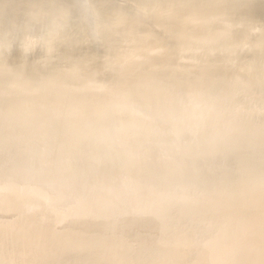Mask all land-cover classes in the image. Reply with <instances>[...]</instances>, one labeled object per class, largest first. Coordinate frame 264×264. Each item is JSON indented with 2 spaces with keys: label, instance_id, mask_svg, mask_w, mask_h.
Returning a JSON list of instances; mask_svg holds the SVG:
<instances>
[{
  "label": "bare ground",
  "instance_id": "6f19581e",
  "mask_svg": "<svg viewBox=\"0 0 264 264\" xmlns=\"http://www.w3.org/2000/svg\"><path fill=\"white\" fill-rule=\"evenodd\" d=\"M228 9L229 16L222 18L221 15ZM222 22H229V29L221 30L219 26ZM2 23L0 98L6 91L5 86H2L3 83L12 78L15 82H25L24 86L14 87L15 92L43 91L47 96L42 102L43 105L40 106L50 107L59 93L54 86L62 82H70L71 87H78V91L72 93L70 97L77 99L79 106L85 98L88 102L92 100L93 103H90L93 109L89 112L93 114L90 118L80 119L86 111L82 110L84 106L81 108L78 106L75 118H67V121L59 119L57 125L83 128H80L76 135L62 134L50 142L47 139L43 140V137H36L39 130L27 136L21 133L9 136L4 134V131L1 132L3 129L1 127H4V130L5 127L11 130L12 124L18 123L15 120L16 116H12L13 118L9 116L11 112L18 109L21 102L13 103L4 112L0 111V179L22 182L21 185L0 184V213L5 210H11L12 213V221L10 220L12 223L9 221L7 224L10 230H6V240L10 241L13 237V242L6 245L8 249L0 253V261L19 257L21 260L22 256L28 258L32 255L49 254L46 246L48 243H45L46 240L43 238L50 235L53 230L55 231L57 224L65 223L70 216L69 225L80 234L93 229L91 234L95 237L94 240H98L99 235L104 237L106 233H115L117 235L115 237L120 241L131 240L135 245L134 250L127 249L128 251L121 254H124L123 259L135 257L134 264H264V252L261 253L264 249V236L259 235L256 229L259 224L264 229V176L258 180L261 188L253 194V197L260 202L257 204L260 210L256 211L253 207L249 209V205L252 204L242 198L240 191H242L243 178L251 172L260 170L254 167L251 172L241 170V172H235L236 169H234L236 166L241 168L250 160L249 156L241 159L242 155H240L241 151L243 153V150H248L240 146L249 139L250 135L254 138L249 140V144L260 145L261 149H264V69L254 73L255 68L252 67L253 70L248 71L245 70L247 66L242 65L245 68L241 67V70L238 68L239 71L235 72L227 67L225 68L226 77L222 79L214 76L213 71L216 70L214 68H212L213 71L203 69L197 74L193 72L196 75H191L193 79L188 76L189 79L181 80L187 74L185 76L183 74L182 78L176 75L175 79L170 74L175 80L178 78V81H172L179 85L183 84V91L187 88L186 95L183 96L170 95L173 91L170 87L174 85L168 81L172 78L169 74L163 80L157 78L161 81L156 79L157 81L154 82L159 83L157 85L159 89L153 97L146 99L145 105H150L153 109L165 107L158 117L162 118L161 121L168 116L171 119L166 124L167 128L158 126L160 130L163 129L162 132L168 129L169 133L160 135L161 132L156 135L157 131H153L149 134H139L135 131L136 128L149 125L150 130H154L152 126L159 123L160 119L157 117L159 121L145 120L144 107L136 109L137 107L132 108V105L128 106L124 95L129 93L133 95L137 87L125 93L124 86L142 82V86L137 90L140 96L144 95L146 90L143 89L144 86L149 77H153L152 75L156 72L149 68L154 55L150 59L147 58L145 63L142 62L144 64H141V67H145L142 70L144 74H137L133 73L134 70H129V67L131 63L140 64L139 57L124 51L119 55L120 57L116 54H119V48L130 50L139 45L151 46L154 43L157 45L156 42L162 40L160 39L162 34L169 37L174 33L177 52L187 46L194 49L192 45L196 44L203 46L209 44V48L219 50L229 46V52L232 53L229 55L230 62L235 53L248 46L250 49L246 51L248 54L251 53L255 60L262 58L264 56V0H0V27ZM6 23H9L10 27H6ZM41 24L46 25L42 27ZM24 40L57 42L55 49L60 50V55L62 54L66 62L64 66L68 64V69L65 68L67 70L50 77L48 74L44 76L36 73L35 70L38 68L36 60H25L26 62L22 61L20 64V61H17L18 64L9 62L10 58L19 55L18 53H25L33 48L32 43L28 46L20 45ZM156 45L153 46L157 47ZM170 46L166 45L167 48L163 46L167 50L161 47L164 50L163 54L168 52ZM46 48H49L47 44L42 49L46 50ZM101 51L104 56L110 57L107 60H110L113 55L111 63L122 67L120 73L118 72L122 78L118 77L116 81L115 77L114 80H110L111 76H109L110 78H107L109 84L107 81V83L102 82L109 73L106 71L107 76L103 73V69L108 66L107 64L104 68L101 66L104 64L101 63L102 55L100 59L97 57V61L94 58L95 53L99 56ZM142 52L144 53L145 50L143 49ZM173 52L176 53V51ZM175 53L173 55H176ZM171 57L173 56L169 53L165 60L164 57L161 58L164 61L159 67L166 68V65L172 63ZM91 58L95 59L96 64L92 63L94 61H91ZM251 58L249 57L248 60ZM89 62L95 66V69L90 67ZM61 64H59L60 68L61 66L63 68ZM172 65L176 67L175 63ZM99 67L103 69L94 72ZM157 67L155 68L158 70L159 67ZM193 68L197 67L194 65ZM177 69H170L174 70L171 73L178 74L179 69L177 73L175 71ZM26 70L34 72L27 74L24 73ZM139 72H141L140 69ZM183 72L182 70L181 73ZM41 79L48 83L43 85L46 89L37 84ZM133 86L135 87L136 84ZM99 88L101 91L104 90L105 96H108V102H98L101 100H95V96H88ZM238 88L247 94L252 93L244 99L246 112L241 116L238 114L239 117L237 115L239 105H242V111L245 104H240L242 101L236 92ZM61 93L63 91L59 94ZM84 105L88 107L87 103ZM113 105L118 106L119 109L115 110ZM123 107L129 112V116L125 110H122ZM30 108L34 109L33 106ZM29 110V108H21L20 114L17 115L30 116ZM89 112L87 111L86 114ZM225 112L229 114L223 115ZM61 113L62 111L59 110L56 115L61 116ZM192 113L202 116L195 133L191 130L190 121L182 125L176 123V117ZM31 119L32 121L23 131L29 133L31 131L29 126L40 127L44 123L42 122L44 118ZM209 124L215 126L229 124L239 131L235 133L236 138L216 140L221 143L220 146L223 145V149L219 150L216 147L217 149H207L208 151L200 153L190 144H186L193 141V143H201L198 141L202 140L204 127ZM51 125L54 126V123ZM111 127L116 133L109 132ZM40 140L44 144L38 145L37 148ZM73 144L77 145L75 151L68 149V146ZM80 144L96 148L85 153L84 150L78 149ZM249 151L250 153H247L249 155L255 153L252 150L246 152ZM135 170L144 172L141 179L135 180L129 177ZM150 174L152 178L157 177V181L154 185L148 186L144 179L151 176ZM64 190H71L69 194L73 199H69V194L68 198L64 194L61 195V191ZM71 192L75 195L71 196ZM159 194L167 196L163 207H159L155 201ZM202 216L207 218L205 225L199 222ZM18 218L20 221H17ZM152 221L153 224H151ZM241 221L244 222L242 227L239 224ZM42 222L41 228H44H40L38 233L39 240H45L43 244L40 240L37 246L36 241L37 247L34 248L33 245V249L24 250V254L22 251H10L11 247H23L20 243L22 240L20 230L33 228L32 225H39ZM136 224L140 227L152 226L153 229L142 237L133 232ZM232 231L238 232L233 234ZM36 238L33 237V239ZM255 246L258 248L256 249ZM61 248L63 250L66 247ZM65 251L60 253L66 255ZM71 251L68 252L72 254ZM102 254L98 252L95 259L99 260ZM61 259L64 258L61 256L59 260Z\"/></svg>",
  "mask_w": 264,
  "mask_h": 264
},
{
  "label": "rangeland",
  "instance_id": "374dc122",
  "mask_svg": "<svg viewBox=\"0 0 264 264\" xmlns=\"http://www.w3.org/2000/svg\"><path fill=\"white\" fill-rule=\"evenodd\" d=\"M132 7H134V6H132ZM229 16V9L228 10H226L222 15H221V17L222 18H226V17H228ZM47 24V23H46ZM45 24V25H46ZM43 24H41V26H42ZM44 25V26H45ZM2 26H3V23H2V25H1V27H0V29H2ZM10 27V24L9 23H6V27ZM44 26H42V27H44ZM220 27V29L221 30H226V29H229V22H222L221 23V25L219 26ZM223 31V32H224ZM222 32V31H221ZM222 32V33H223ZM173 35V36H172ZM171 36H169L168 37V35H166V34H162L161 36V38L160 39H162V40H165V39H169V40H165L164 42L162 41V40H159L158 42H156L157 43V45L154 43L153 45H156L157 47H155V46H153L152 44H151V46L150 45H144V46H142V45H139V47L138 46H136L134 49H122L121 48V50H120V48H119V54L118 53H116L117 54V56H119L123 51L124 52H128V53H130V54H132L133 55V53H134V56H137V57H139L138 58V60H139V63L140 64H138L137 62L136 63H131L130 64V67H129V70H134L133 71V73L135 72V73H143V71L142 70H144L145 69V67H141L144 63H145V61H147L148 59H150V58H152V56H153V60H151V62H150V65L151 66H149V68L150 69H154V70H156V72L152 75L153 77H149L150 79H148V77H147V79H148V81H147V83H146V86H144V95L142 96H140L139 95V92H138V88L140 87V86H142L141 84H142V82H135V83H133V84H131L130 86H128V84H126L125 86L127 87H125L124 85V91H125V93H126V91H129V90H131V89H134L135 90V88L137 87V89H136V92H134L133 93V95H132V93H129L128 95H124V97H125V103L128 105V106H130V105H132L131 107L132 108H136V109H138L139 107L141 108V107H144V109H146V115L145 116H143V118L146 120H156V121H159L158 120V116L160 115V113L162 112L163 113V111H164V106H160V107H157V108H155V109H153L150 105H145V103H146V99L148 100V99H150L151 97H153L155 94H156V92L158 91V84L156 83V82H154L157 78H160L161 80H163V79H165L166 77H167V74H171V75H173V77L175 78V77H177V76H179V78H182L183 76V74H184V76L187 74V76H185V77H183L181 80H183V79H189L190 77V79H193V77L192 76H196V75H194L193 74V72H196V74H197V72H199V71H201V70H203V69H207V70H212V68H214V69H216V70H212L213 72H214V76L215 77H217L218 79H222L223 77H226V72H225V68H227V67H229L231 70H233V71H239V70H241V67H243V66H247L246 68L245 67H243V68H245V70L247 69L248 71H249V69H251V70H253V68H255L254 69V73L255 72H260V71H262L263 69H264V56L262 57V58H257L256 60L254 59V57L252 56V54L251 53H247L248 52V49H249V47L247 46V47H245V48H243L242 50H239L238 51V53H235V55H234V58H232V60H230V62H229V55L230 54H232V53H230L229 51H230V48H229V46H226V48L225 49H222V50H219V49H215V48H209V44H207V45H205V46H203V45H198V44H196L195 46L194 45H192L193 47H194V49H191V46H187V47H185V48H183V49H180L179 50V52H177V46H176V37H174V33L172 34ZM170 40H171V42H170ZM168 42H170V44L168 43ZM32 43V44H31ZM158 43H160V44H158ZM32 45V49H30V50H28V52H25V53H23V52H20V53H18L19 55H17V56H15V57H12V58H10L11 59V61H9V62H11L12 63V61H13V64L15 63V64H18V62H19V64L22 62V61H24V62H26V61H28V60H36L35 62L37 63V67L38 68H36V73H38V74H42V75H50V77H52L53 75H57V73L59 72V73H61L60 71H64V70H67L68 68H67V65L66 66H64L65 64H66V62H65V59H63V57H62V54L60 55V50H58L57 48L55 49V47L58 45L57 44V42H48V43H46L45 41H41V40H33L32 42H28L27 40H24V41H21V43H20V45H26V46H28V45ZM46 44H47V46H49V48H46V50L44 51L42 48L44 47V46H46ZM166 45L167 46H169V45H171L170 47H168V52H165L166 53V56H164L165 55V53L163 54V51L164 50H162V48L163 49H165V50H167L166 48ZM142 46V47H141ZM145 46H147V47H145ZM152 48V49H150V47ZM166 47V48H164V47ZM138 47V49H136ZM162 47V48H161ZM38 48V49H37ZM145 48H147V50H151V51H147ZM158 48H161L160 50H162V51H160ZM37 49V50H36ZM48 49V50H47ZM143 49L145 50V52H146V54H145V52L143 53L142 51H143ZM158 51H157V50ZM36 50V51H35ZM41 50H43V51H41ZM57 50H58V52H57ZM140 50H141V52H140ZM152 50H153V54H152ZM156 50V51H155ZM250 50V49H249ZM37 51H39V52H37ZM54 51V52H53ZM154 51L156 52L155 54H154ZM173 51H176V53L175 52H173ZM181 51V52H180ZM247 51V52H246ZM132 52V53H131ZM137 52V53H136ZM139 52V53H138ZM38 53V54H37ZM40 53V54H39ZM65 53H67V52H65ZM101 53H103L102 51L99 53V56H98V53H95V55H94V58L96 59V61H97V57L99 58L101 55H102V57L103 58H101V60L103 59V61L101 62V60H100V62L101 63H104V64H101L99 61V64H101V66L104 68V65H106L107 64V66H108V68L107 67H105L104 69H103V73L105 74V76H107V74H106V71L109 73V75L106 77V79L105 80H102V82H105V83H107L108 82V77L109 76H111V78H113V79H111L110 77V80H114V77L116 78L115 80L117 81L118 79V77H121L120 76V71H121V66L119 67L118 66V64H113L112 65V56H111V59L110 60H107V58H110V57H107V56H104V53L103 54H101ZM146 56H144L143 54ZM149 53H151V55L149 54ZM169 53H171L172 54V56L173 57H171L172 58V63L170 62V64L167 66L166 64V68L168 67V69H166L165 67H163V68H161L162 66H160L159 67V65L167 58V55L169 54ZM173 53H175L176 55H173ZM25 54H27V55H25ZM35 54V55H34ZM136 54H138V55H136ZM147 54H148V56H147ZM156 54H160V55H156ZM161 54H163V55H161ZM38 55V56H37ZM55 55V56H54ZM139 55H141V57L139 56ZM143 55V56H142ZM34 56V57H33ZM44 56V57H43ZM60 56V57H59ZM159 56V57H158ZM162 56V57H161ZM219 56V57H218ZM23 57V58H22ZM30 57H33V58H30ZM53 57V58H52ZM115 57V56H114ZM113 57V58H114ZM120 57V56H119ZM143 57V58H142ZM163 58L164 60L162 61L161 60V58ZM176 57V58H175ZM247 57V58H246ZM249 57H252L251 59H253V60H251V59H249L248 60V58ZM92 59L91 58V61H94L95 59ZM105 58V59H104ZM148 58V59H147ZM154 58H156V59H154ZM182 58H183V60H182ZM185 58H187V59H185ZM202 58V59H201ZM205 58V59H204ZM245 58V59H244ZM16 60V61H14V60ZM100 59V58H99ZM98 59V60H99ZM261 59V60H260ZM26 60V61H25ZM42 60V61H41ZM105 60V61H104ZM140 60H141V62H140ZM144 60V61H143ZM159 60H161V61H159ZM202 60V61H201ZM210 60H211V62H210ZM258 60V62H254V61H257ZM18 61V62H17ZM54 61V62H53ZM110 61V62H109ZM152 61H155V62H152ZM65 62V63H64ZM77 62V61H76ZM95 62V61H94ZM94 62H92L93 64H96V62L94 63ZM142 62H144V63H142ZM159 62V63H158ZM178 62V63H177ZM213 62H215V63H213ZM260 62V63H259ZM62 63V64H61ZM78 63V62H77ZM111 63V64H110ZM153 63H155L154 65H153ZM176 64V67L174 66V65H172V64ZM209 63V64H208ZM219 63V64H218ZM220 63H222V64H220ZM59 64H61V65H63V68H62V66H61V68H60V65ZM89 64H90V62H89ZM93 64H90V67H94V69H95V66L93 65ZM109 64H110V66H109ZM142 64V65H141ZM163 64V63H162ZM197 64V65H196ZM199 64V65H198ZM230 64V65H229ZM111 65H112V67H113V69H111L112 67H111ZM164 65V66H165ZM178 65H179V67H178ZM194 65L197 67L196 69L195 68H193L194 67ZM219 65V66H218ZM243 65V66H242ZM256 65V66H255ZM137 66V67H136ZM141 68H140V67ZM153 66V67H152ZM156 66H158L159 67V69L157 70L155 67ZM170 66H172L171 68H170ZM174 66V67H173ZM191 68H190V67ZM193 66V67H192ZM215 66V67H214ZM238 66H240V67H238ZM259 66H260V68H259ZM262 66V67H261ZM55 67V68H54ZM119 67V68H118ZM133 67V68H132ZM157 67V68H158ZM217 67V68H216ZM220 67H222V68H220ZM253 67V68H252ZM60 68V69H59ZM65 68H67V69H65ZM101 68L99 67V68H96V70L94 71V69H93V71L94 72H96V71H98L99 72V70H101ZM110 68V69H109ZM135 68V69H134ZM144 68V69H143ZM148 68V67H147ZM148 68V69H149ZM160 68L162 69V70H160ZM173 68H175V69H179V72L181 71L182 72V70L184 71L183 73H181V77H180V73L178 72V74H175V72H172L171 73V71H174V70H170V69H173ZM192 68L194 69L193 71H192ZM238 68H239V70H238ZM258 68V69H257ZM263 68V69H262ZM98 69V70H97ZM110 70V71H108V70ZM116 69V70H115ZM120 69V70H119ZM136 69H137V71H136ZM139 69H140V71L141 72H139ZM165 69V70H164ZM178 69L177 70H175L176 71V73H177V71H178ZM189 69V70H188ZM198 69V70H197ZM223 69V71H221V70ZM88 70H89V67H88ZM90 70H91V68H90ZM191 70V71H190ZM196 70V71H195ZM73 71H76V70H73ZM92 71V70H91ZM90 71V72H91ZM113 71V72H112ZM117 71V72H116ZM170 71V72H169ZM187 71H189V72H187ZM34 71H30V72H28V70H26L24 73H27V74H29V73H33ZM97 72V73H98ZM116 72V73H115ZM119 72V73H118ZM192 72V73H191ZM35 73V74H36ZM111 73V74H110ZM190 73V74H189ZM219 73V74H218ZM221 73V74H220ZM228 73V72H227ZM112 74H114V75H112ZM116 74L118 75L117 77H116ZM144 74V73H143ZM159 74V75H158ZM32 75H34V74H32ZM170 75V76H171ZM177 75V76H176ZM192 75V76H191ZM44 76L42 77V79L44 78ZM159 76V77H158ZM188 76H190V77H188ZM219 76V77H218ZM172 77V76H171ZM171 78L170 80H168L172 85H174V87L172 86V88L170 87V89H173V91L170 93V95H176V96H183V95H186V92L187 91H185L187 88H185V90L183 91V84L181 85V87H180V85L179 84H176V82H174V81H178V78H177V80H175L174 78ZM105 78V77H104ZM122 78V77H121ZM121 78H119L120 80H121ZM42 79L41 80H39V82H37V84L39 85V86H41V87H43V85L44 84H48V83H45L44 81H42ZM103 79V78H102ZM109 80V81H110ZM157 80H159V79H157ZM156 80V81H157ZM161 80H159V81H161ZM172 80H174V81H172ZM107 81V82H106ZM158 81V82H159ZM153 82V83H152ZM110 82H108L107 84H109ZM174 83V84H173ZM178 83V82H177ZM102 84V83H101ZM136 84V86L134 87L133 85H135ZM176 84V85H175ZM25 85V82H15V81H12V78L11 79H9V80H7V81H5L4 83H3V85L2 86H5V90L6 91H4V93L2 94V96H1V98H0V111H2V112H4V110H6L7 108H9V106H11V105H13V103H19V102H21V105L20 106H18V109L16 110V111H13V112H11L10 113V116H9V118H13L12 116H16L17 118L15 119L18 123H13L12 124V126L10 127L11 128V130L10 129H7L6 127H5V130H4V127H1V128H3L2 130H1V132L2 131H4L3 133L4 134H6V135H9V136H13V135H16L17 133H21L22 135H25V136H27L28 134H31V132H38L37 130H39V132H38V134H36V133H34V134H36V137L37 138H40V137H43L44 139L43 140H45V139H47L48 141H50V142H52V139H54V138H59L62 134H64V135H76V133L79 131V129L80 128H83V127H79V126H77V127H73V126H70V125H63V126H58L57 124H58V122H59V119L60 120H66L67 121V118L68 119H73V118H75V111H76V109H77V107L79 106V101L77 100V99H73V98H71L70 97V95L73 93H76L77 91H78V87H71V83L70 82H68V83H64V82H62V83H60V84H57V85H55L54 87L56 88V91H58L59 93L60 92H62L63 91V93H61V94H59V93H57L56 91V93H57V97L54 99V101H52V103L50 104V107H45V106H42V107H44V108H42L40 105H43L42 104V102H43V100H44V98L47 96L46 94H44L43 93V91L41 92V91H39V90H37V91H31V92H26V93H18L17 91L15 92V90H13V88L14 87H20V86H24ZM60 85V86H59ZM63 85V86H62ZM64 86H65V90H64ZM54 87H52L53 89H54ZM59 87V88H58ZM63 87V88H62ZM103 88H104V86H102ZM101 87V88H102ZM44 88V87H43ZM67 88V89H66ZM76 88V89H75ZM101 88H99V89H97V91L95 90L94 92H92L93 94H91L90 93V95L88 94V96L90 97V96H95V100H101V101H98V102H102V101H106V102H108L107 100H108V96H105V94H104V90L102 89V91H101ZM120 88V87H119ZM123 88V87H122ZM177 88V89H176ZM180 88H181V90H180ZM44 89H46V88H44ZM60 89V90H59ZM151 89V90H150ZM179 89V90H178ZM239 89V88H238ZM236 89V92H237V94H238V96L240 97V99H241V101L242 102H240V104H245V102H244V99L246 98V97H248V95L249 94H252V93H249V94H247L246 92H244L243 90H241V89ZM52 90V89H51ZM67 90V91H66ZM66 93H65V92ZM148 91V92H147ZM177 91V92H176ZM54 92V91H53ZM99 92V93H98ZM103 93V94H102ZM62 94H64V96L62 95ZM147 94V95H146ZM245 95V96H244ZM28 96V97H27ZM62 96V97H61ZM166 96V95H165ZM242 96V97H241ZM250 96V95H249ZM117 98H119V99H122L121 97H117ZM165 98V97H164ZM58 99V100H57ZM127 100H128V102H127ZM31 101V102H30ZM58 101V102H57ZM137 101H139V102H137ZM12 102V103H11ZM90 102H92V100L91 101H89L88 102V99L87 98H85L82 102H81V106H84V108L82 107V110L83 111H90L91 112V109H93V108H91V103ZM123 102H124V99H123ZM137 102V103H136ZM22 103H24V104H22ZM25 103H26V105H25ZM30 103V104H29ZM39 104V105H37V104ZM88 104V107H86L84 104ZM93 103V102H92ZM124 103V104H125ZM32 107L33 106V108L34 109H31L30 108V106ZM135 104V105H134ZM143 104V105H142ZM180 104V106H181V104H182V102L181 103H179ZM178 104V105H179ZM29 106V107H28ZM40 106V107H39ZM81 106H79V108H81ZM134 106V107H133ZM240 107H239V111H238V113H237V115L239 114L240 116L242 115V114H245L244 112H246V104H245V107L243 108L244 110H242L241 111V106L242 105H239ZM110 107V106H109ZM112 107H114L115 108V110H117L116 108H118L119 109V107L118 106H115V105H113ZM21 108H29L30 110H29V113H31V114H29L30 116H24V117H21V116H18L17 114H20L19 113V111L21 110ZM36 108V109H35ZM89 108V109H88ZM114 108H112L113 109V111H114ZM139 108V109H140ZM175 108H179V107H176L175 106ZM44 109H48L47 111H45ZM100 109V108H99ZM32 110V112H30ZM60 110V112L62 111V115L60 116H58V115H56V112L57 111H59ZM81 110V111H82ZM110 110V109H109ZM122 110H125L124 109V107L122 108ZM35 111V112H34ZM112 111V112H113ZM66 112V113H65ZM86 112L84 113L83 112V114L80 116V119L82 118V119H85V118H90L91 116H92V114L93 113H91L90 114V112L88 113V114H86ZM108 113H109V111H107ZM125 112L128 114V116L130 115L129 114V112L127 111V110H125ZM173 112H174V110H173ZM173 112L171 113V114H173ZM44 113H46V114H44ZM105 113V112H104ZM126 113H125V115H126ZM170 114V115H171ZM229 114V112H225V113H223V115H228ZM26 115H28V113L26 114ZM239 115H238V117H239ZM43 116V117H42ZM89 116V117H88ZM26 117V118H25ZM35 118V117H37L38 119H39V117L40 118H44L43 119V121L42 122H44L43 124H41L40 125V127H37V125H35V126H33L34 128H31V126H29V129L31 130L29 133L28 132H25V131H23L24 129L26 130V127H28V125L27 124H29V122L30 121H32V119L31 118ZM64 117H66V119H64ZM158 117V118H157ZM172 117V116H171ZM26 120H25V119ZM157 118V119H156ZM160 119V118H159ZM170 116H168V117H166L165 119H163V121H161L162 120V118L160 119V121H159V123L157 122V124H156V122L155 121H153V122H155V126H152V129H154V130H150L151 129V127H149V125H146V126H142V127H140V128H136L135 129V131H137V132H139V134H146V133H150V132H155V131H157V132H155V134L156 135H159L158 133H161L162 132V130L163 129H165V128H167L166 126H168V125H166V124H168V122L170 121ZM24 120V121H23ZM161 122V123H160ZM167 122V123H166ZM52 123H54V126H52L51 124ZM238 123V122H237ZM46 124V125H45ZM98 124H100V123H98ZM154 124V123H153ZM239 124V123H238ZM44 125V126H43ZM163 127V129L162 130H160V127ZM44 127H46V129L44 128ZM87 127V126H86ZM115 127V126H114ZM9 128V127H8ZM48 128V129H47ZM67 128V129H66ZM91 128V127H90ZM159 128V129H158ZM92 129V128H91ZM114 128H109V132H114V131H112ZM50 130V131H49ZM85 130H86V128H85ZM104 130V129H103ZM160 130V131H159ZM167 131H163L160 135H165V134H167L168 135V133H169V130L168 129H166ZM235 130V131H234ZM243 130V129H242ZM144 131V133H142ZM238 131L239 130H237V129H235L234 128V126H231V125H224V124H219V125H217V126H215V125H211V124H209V126H205L204 127V134H203V136H202V140H200V141H198V142H201V143H193V142H189V143H186V144H190V146H192L193 148H195V149H197L198 150V152H200V153H202L203 151L204 152H206V151H208L209 149H217L218 148V150L219 149H223V145L222 146H220L221 145V143L220 142H217L216 140H222V139H228L229 140V138H236L235 136H236V134L238 133ZM50 132H52V133H50ZM85 132H87V131H85ZM164 132H167V133H164ZM234 132V133H233ZM240 132H241V130H240ZM72 133V134H71ZM114 133H116V132H114ZM164 133V134H163ZM236 133V134H235ZM244 133V132H243ZM243 133H242V135H243ZM48 134H50V135H48ZM153 134V133H152ZM226 134V135H225ZM232 134V136L230 137V135ZM245 134V133H244ZM229 137H228V136ZM225 136V137H224ZM251 136L252 135H250L249 136V139L245 142V143H243L241 146H240V148L242 147H246V148H248V150H252L253 152H255V153H253V154H247V153H250V151L249 152H246V151H248V150H243V153H242V151L240 152V155H242L241 156V159H244L245 157H247V156H249V158H250V160H248L246 163L247 164H245L244 166H242L241 168H240V166H236L234 169H236L235 170V172H239L240 170L241 171H243V172H251V170L254 168V167H257V169L258 170H260V171H257V172H255V173H253V172H251L250 174H247L246 176H245V178H243V180H242V183H243V185L241 186L242 187V191H240V193L242 192V198L244 199V200H247L248 202H250V204H252V205H249V209H252V207H253V209L254 210H260V209H258L259 207L257 206V204H259L260 202H258L257 200H256V198L255 197H253V194L254 193H256L260 188H261V185H260V183L258 182V180L261 178V177H263L264 176V149H261V146L259 145V146H251L250 144H249V140H251L252 138H254V137H252L251 138ZM209 137V138H208ZM41 141V140H40ZM215 142H216V144H215ZM42 143V144H41ZM192 143V144H191ZM44 143H43V141H41L40 143H38L37 144V148H38V145H43ZM171 144V143H170ZM212 144V145H211ZM204 145V146H203ZM216 145V146H215ZM76 146L77 145H71V146H68L69 148L68 149H70L71 151H75L76 150ZM205 146H206V149H205ZM215 146V147H214ZM86 147H87V149H86ZM188 147V146H187ZM217 147V148H216ZM250 147V148H249ZM73 148H74V150H73ZM96 147L94 146V148H93V146H81V144L80 145H78V149L80 150V151H85V153H86V151H89V150H91L92 151V149L94 150ZM199 148V149H198ZM255 150H254V149ZM82 149V150H81ZM208 149V150H207ZM200 150V151H199ZM258 150V151H257ZM90 151V152H91ZM262 151V152H261ZM203 152V153H204ZM244 154V155H243ZM260 155V156H259ZM253 156V157H252ZM255 156V157H254ZM257 156V157H256ZM251 157H252V159H251ZM254 159H256V160H254ZM237 165V164H236ZM141 170H135V171H133V172H131V174L129 175V177L130 178H132V179H137V178H139V179H141L142 177H141V175H144V172H140ZM240 171V172H241ZM198 173V172H197ZM153 174V173H152ZM152 174H150L151 176H148V177H146L145 179H144V181L146 182V184L149 186V185H154L155 183H156V181H157V177L156 178H152ZM235 174H238V173H235ZM197 175H199V174H197ZM126 176H128V175H126ZM246 179V180H245ZM171 182L172 183H174L172 180H171ZM8 183H15V184H18V185H21L22 184V182L20 181V180H11V181H9V180H7L6 178H1L0 179V184H2V185H6V184H8ZM70 191L71 190H64V191H61L62 192V194L61 195H63L64 194V196L65 197H67L68 198V194L70 193ZM60 195V196H61ZM75 194H74V192H71V196H74ZM166 198H167V196H166V194H159L158 195V197L155 199V201H156V204L159 206V207H163L164 205V203L166 202ZM69 199H73V197H70V194H69ZM161 200V201H160ZM257 206V207H256ZM256 207V208H255ZM2 217V218H1ZM9 220H8V219ZM11 218H12V213H11V210H5V212H2V213H0V253L1 252H3L4 250H7L8 249V247L6 246L8 243H12L13 242V237L10 239V241L9 240H6V230H10V229H8V226H7V224H8V222L11 220ZM6 220V221H4V220ZM2 220V221H1ZM14 221H15V218L13 219ZM12 221V220H11ZM10 221V223H12ZM17 221H20V218H18L17 219ZM69 221H70V216H68V219L66 220V222L65 223H63L62 222V224L60 223V224H57L56 226H55V231L53 230V232H50L51 234L50 235H48V236H46V238H43V239H45L46 240V242L45 243H48L46 246H47V253H49V254H43L42 256H36V255H32V256H30V257H28V258H24L23 256L21 257V260H20V257L19 258H11V259H5V260H3V261H0V264H40V263H42V264H134V262H135V257H130V258H126V259H123L122 257L124 256V254H121L122 252H124V251H128V250H130V251H133L134 250V247H135V245H133V243L131 242V240L130 241H128V240H119L117 237H115V236H117L115 233H106L105 234V236L104 237H102L103 235H99L97 238H98V240H94V236H92V231H94L93 229H89L86 233H84V234H80V233H78L77 232V230H75V229H73L70 225H69ZM199 222L201 223V224H206L207 223V218L205 217V216H202V217H200L199 218ZM40 223V222H39ZM243 223L244 222H239V224H241V227H242V225H243ZM151 224H153V221H152V223ZM41 225H43V222L41 223V224H35V225H32L33 226V228L32 227H30L31 228V230H30V228L29 229H23V231L22 230H20V233L22 234L21 235V239L22 240H20V243H21V245L23 246V247H21V248H15V247H11L10 248V251H15V250H17V251H22V253L24 254V250L25 251H27L28 249H33V245H34V248H35V246H36V241H37V243L39 242L40 243V240H42L41 241V243L43 244V242L45 241V240H43V239H40L39 240V236H40V230L41 229H43V228H41ZM119 225H121V224H119ZM118 225V226H119ZM11 229H12V227H10ZM41 228V229H40ZM37 229H39V231L36 230ZM152 226H144V227H140V225L139 224H136L135 226H134V231L133 232H135V233H138V235H141L142 237L143 236H145V235H147L148 233H150L151 231H152ZM257 232L259 233V235H263L264 236V229H263V227H262V225L261 224H259L258 226H257ZM35 232V233H34ZM39 232V233H38ZM235 232H238V231H232V233L234 234ZM27 235H26V234ZM90 233V234H89ZM231 233V234H232ZM33 234V235H32ZM35 234V235H34ZM38 236H37V235ZM57 234V235H56ZM114 234V235H113ZM54 235H56V236H54ZM110 235V236H109ZM85 236V237H84ZM31 237V238H30ZM33 237L34 238H36V239H33ZM47 238H48V240H47ZM24 239V240H23ZM38 239V240H37ZM57 239V240H56ZM81 239V240H80ZM55 240V241H54ZM63 241L65 242L64 244H63ZM78 241V242H77ZM81 241V242H80ZM2 242V243H1ZM5 242H7L6 244H5ZM109 242V243H108ZM39 243L37 244V246H39ZM80 243V244H79ZM125 243V244H124ZM258 243V242H257ZM5 244V245H4ZM60 244H62L61 246H59ZM82 244V245H81ZM90 244H91V247H90ZM108 244V245H107ZM67 245L69 246V247H67ZM71 245H73V246H71ZM86 247H85V246ZM126 245H127V248H126ZM6 246V247H5ZM36 246V247H37ZM66 247V248H63V250H61L62 248L61 247ZM84 246V247H83ZM25 247V248H24ZM81 247V249H79ZM233 247V246H232ZM256 247V246H255ZM61 248V249H60ZM130 248V249H129ZM258 248V246L256 247V249ZM57 249V250H56ZM58 249H60L59 251H58ZM65 249L67 250V251H65ZM95 249V250H94ZM128 249V250H127ZM72 250V251H71ZM263 251H261V253H263L264 252V249H262ZM48 251H51V252H48ZM55 251H58V252H55ZM60 251H65V254L66 255H63V254H61L60 253ZM68 251H71L72 252V254L71 253H69ZM75 251V252H74ZM103 253L102 254V256L100 257V259L99 260H96L95 259V257L97 256V253ZM251 252H252V250H251ZM94 253V254H93ZM59 256H58V255ZM61 256L64 258V259H61V260H59L60 258H61ZM54 257V258H53ZM57 259H56V258ZM82 257V258H81ZM189 257H191V255L189 256ZM53 259H55L56 260V262H55V260H54V262H52V260ZM80 259H82V260H80ZM95 259V260H94ZM23 260H24V262H23ZM43 260H45V261H43ZM61 261L60 263H59V261ZM122 261L121 263L119 262H117V261ZM21 262V263H20ZM65 262V263H64ZM78 262V263H77Z\"/></svg>",
  "mask_w": 264,
  "mask_h": 264
},
{
  "label": "clouds",
  "instance_id": "9594fccd",
  "mask_svg": "<svg viewBox=\"0 0 264 264\" xmlns=\"http://www.w3.org/2000/svg\"><path fill=\"white\" fill-rule=\"evenodd\" d=\"M201 119L202 116L198 115L197 113H192L190 115L176 117V123L177 125H182L186 121H190L191 130L193 131V133H195L198 130V121H200Z\"/></svg>",
  "mask_w": 264,
  "mask_h": 264
}]
</instances>
